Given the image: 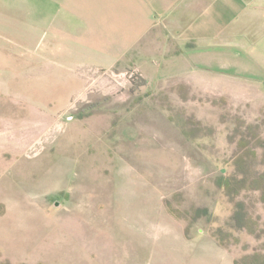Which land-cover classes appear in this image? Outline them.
Wrapping results in <instances>:
<instances>
[{"label": "rangeland", "instance_id": "rangeland-1", "mask_svg": "<svg viewBox=\"0 0 264 264\" xmlns=\"http://www.w3.org/2000/svg\"><path fill=\"white\" fill-rule=\"evenodd\" d=\"M12 48L25 53L0 57V264L173 263L182 225L264 264L263 78L193 75L192 59L141 47L54 76L32 44Z\"/></svg>", "mask_w": 264, "mask_h": 264}, {"label": "crops", "instance_id": "crops-1", "mask_svg": "<svg viewBox=\"0 0 264 264\" xmlns=\"http://www.w3.org/2000/svg\"><path fill=\"white\" fill-rule=\"evenodd\" d=\"M29 44L54 76L108 71L141 47L145 59H192L193 75L263 84L264 0H0V57ZM182 226L168 241L174 262L161 256L156 264H237L216 241L187 239Z\"/></svg>", "mask_w": 264, "mask_h": 264}]
</instances>
